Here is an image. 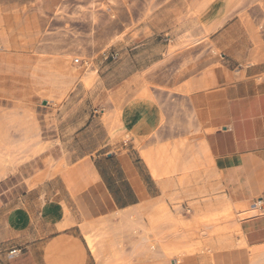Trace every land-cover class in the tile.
<instances>
[{
	"label": "rangeland",
	"instance_id": "rangeland-1",
	"mask_svg": "<svg viewBox=\"0 0 264 264\" xmlns=\"http://www.w3.org/2000/svg\"><path fill=\"white\" fill-rule=\"evenodd\" d=\"M213 23L225 24L214 36L217 46L206 41L192 48L196 42L190 43V32L200 29L202 41ZM250 24L264 37V0H0V155L4 148L19 152L6 161L8 175L38 159L61 173L83 157L122 150L129 136L122 131V108L134 98H151L168 115L161 129L136 148L162 196L124 216L89 224L91 251L100 264H195L200 256L238 246V218L234 210L223 216L232 208L223 205L221 177L207 149L200 148L203 137L189 99L195 77L177 83L190 75V64L208 58L215 65L225 59L244 66L264 62L262 39L252 42L251 60L242 47L231 46L236 38L249 47L241 27ZM230 28L234 35H225ZM160 44L168 50L164 58L170 61L172 84L135 82L133 76L145 67L146 46L156 50ZM94 70L96 77L86 84L83 77ZM160 93L163 97L156 98ZM64 106L77 108L78 114L59 116ZM62 134L68 139L58 140ZM31 135L34 140L24 142ZM69 141L72 145H65ZM153 156L166 164L171 159L169 166H157ZM153 216L158 217L153 230L137 240L131 223ZM212 216L221 219L211 222Z\"/></svg>",
	"mask_w": 264,
	"mask_h": 264
},
{
	"label": "crops",
	"instance_id": "crops-1",
	"mask_svg": "<svg viewBox=\"0 0 264 264\" xmlns=\"http://www.w3.org/2000/svg\"><path fill=\"white\" fill-rule=\"evenodd\" d=\"M224 27L202 41L201 30H192L190 43L196 42L192 48L198 49L206 41L217 46L214 36ZM255 27H241L248 48L236 38L231 42V46L247 51V60L255 57L252 42L264 40ZM233 30H226L225 35L233 36ZM158 46L162 52L156 51ZM157 49L146 46L145 67L133 76L135 82L143 78L152 85L172 84L170 61L164 58L168 50L161 44ZM208 59L190 64V75L177 84L195 77L193 85L197 86L189 99L196 128L203 137L200 148L203 153L207 149L221 177L242 235L237 237L238 246L200 256L195 264H264V81L258 79L264 77V62L244 66L225 59L215 65ZM205 69L209 70L205 78L199 77ZM237 75L244 77L238 80ZM64 82L69 86V79ZM160 96L163 93L155 95L158 99ZM77 111L64 106L57 114L76 115ZM167 115L155 100L134 98L119 114L122 131L129 134L128 141L120 144L124 148L83 157L73 163L75 168L61 173L38 159L17 175H8L6 161L15 159L19 152L4 148L0 155V264H100L86 239V227L112 216H124L162 196L136 144L159 131ZM33 138L27 136L24 142L31 143ZM66 139V134L59 135L58 140ZM170 160L166 164L154 157L157 166H169ZM12 250L18 252L9 257Z\"/></svg>",
	"mask_w": 264,
	"mask_h": 264
},
{
	"label": "bare ground",
	"instance_id": "bare-ground-1",
	"mask_svg": "<svg viewBox=\"0 0 264 264\" xmlns=\"http://www.w3.org/2000/svg\"><path fill=\"white\" fill-rule=\"evenodd\" d=\"M218 24H216L215 25V23H213V24H210V26L208 27V31L209 32H211L212 33V31H215L217 28H218V26H217ZM252 64H253V62H252ZM252 64H249V65H252ZM96 74V72H95V70L93 71V73L91 74V76H85V77H83L84 78V82L86 83V84H89V83H91V81L96 77V76H94ZM74 75V74H73ZM73 78H76L75 76H73ZM74 80V79H73ZM223 199H225L224 200V202H223V205L224 204H226V206H229V207H231L232 208V210H230V211H232V212H229V211H226V214H224L223 216H226V218L229 216V215H232L233 214V207H232V202L228 199V197H225V198H223ZM226 201V202H225ZM221 204V203H220ZM210 219V218H209ZM221 218L220 217H218V216H212V218H211V222H216V221H218V220H220ZM157 221H158V217L157 216H153V217H150L149 219H148V222H146V221H144V222H142V221H138V222H136L135 221V225H134V222L133 223H131V225L132 226H134V233L133 234H135V236L137 237L136 239L137 240H140V237L141 236H143V235H147L149 232H151L152 230H153V228H154V226L156 225V223H157ZM132 226H131V228H132ZM239 226L237 225V228H238ZM240 228V227H239ZM240 230V229H239ZM132 231H133V229H132ZM83 232V231H82ZM89 239V244L90 245H93V240L91 239V238H88ZM135 242H137V241H135ZM134 243V242H133ZM130 244H132V242L130 243ZM136 245V244H135ZM175 260V262H177V260L176 259H174Z\"/></svg>",
	"mask_w": 264,
	"mask_h": 264
},
{
	"label": "built area",
	"instance_id": "built-area-1",
	"mask_svg": "<svg viewBox=\"0 0 264 264\" xmlns=\"http://www.w3.org/2000/svg\"><path fill=\"white\" fill-rule=\"evenodd\" d=\"M77 62H79V60H77ZM17 250H12L10 253H9V257H13V256H15L16 254H17Z\"/></svg>",
	"mask_w": 264,
	"mask_h": 264
},
{
	"label": "water",
	"instance_id": "water-1",
	"mask_svg": "<svg viewBox=\"0 0 264 264\" xmlns=\"http://www.w3.org/2000/svg\"><path fill=\"white\" fill-rule=\"evenodd\" d=\"M45 105H46V102H45Z\"/></svg>",
	"mask_w": 264,
	"mask_h": 264
}]
</instances>
